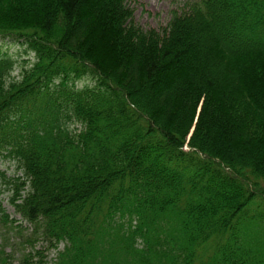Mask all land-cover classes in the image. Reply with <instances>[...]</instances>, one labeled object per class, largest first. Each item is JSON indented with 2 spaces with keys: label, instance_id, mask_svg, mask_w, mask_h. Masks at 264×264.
I'll use <instances>...</instances> for the list:
<instances>
[{
  "label": "trees",
  "instance_id": "16d2710c",
  "mask_svg": "<svg viewBox=\"0 0 264 264\" xmlns=\"http://www.w3.org/2000/svg\"><path fill=\"white\" fill-rule=\"evenodd\" d=\"M129 1L0 0V196L52 264H264V0Z\"/></svg>",
  "mask_w": 264,
  "mask_h": 264
},
{
  "label": "rangeland",
  "instance_id": "374dc122",
  "mask_svg": "<svg viewBox=\"0 0 264 264\" xmlns=\"http://www.w3.org/2000/svg\"><path fill=\"white\" fill-rule=\"evenodd\" d=\"M198 0H130L129 6L134 11V21L136 24L144 28L145 30L156 29L162 31L169 22L171 21L174 13H185L189 9V5ZM202 43L196 45L195 51L191 54L188 59V63L196 61L197 65L200 66L205 61V52H206V41L209 40V37L204 32L201 34ZM207 39V40H206ZM24 47L19 43L15 37L10 38H0V53H8L13 55L19 60V66L14 72L15 76H19L21 72V65L25 60L31 59L33 55H26L23 52ZM201 62H198V61ZM177 75L174 72L166 73L162 78L159 79L158 83L170 80L172 77ZM91 83V78L87 77L85 81L79 84V87H82L86 84ZM7 166V164H4ZM0 164V168L4 166ZM264 186V182H262ZM10 193L4 194L0 197L6 206L8 212L11 215V218L15 216L14 209L8 204ZM18 229V228H16ZM31 238L30 241H27V238ZM35 242V243H31ZM37 242V243H36ZM42 238L36 240L32 235V227L28 223H23L20 231L14 229H7V227L0 226V264L2 263L1 257L6 258L5 264H20V261L23 258L24 254L35 253L36 251H43L42 256L35 255L32 258V263L43 261L50 264L56 259L57 252L54 250H44L47 244ZM63 248V244L59 247V250ZM4 250V251H2ZM2 252V253H1Z\"/></svg>",
  "mask_w": 264,
  "mask_h": 264
}]
</instances>
